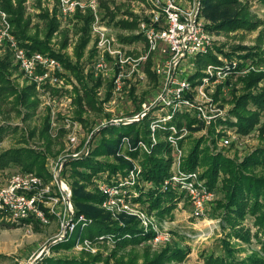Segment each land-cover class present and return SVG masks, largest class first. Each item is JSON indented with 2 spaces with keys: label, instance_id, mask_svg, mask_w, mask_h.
Instances as JSON below:
<instances>
[{
  "label": "rangeland",
  "instance_id": "obj_1",
  "mask_svg": "<svg viewBox=\"0 0 264 264\" xmlns=\"http://www.w3.org/2000/svg\"><path fill=\"white\" fill-rule=\"evenodd\" d=\"M243 1L247 5L249 13L254 16L255 19L261 21L262 23V25L254 31L236 29L230 32H215L211 29H208V26L212 25V21L206 18L203 10L204 4L201 0V5L203 8L202 16L207 25L206 32L210 39V45L206 53L196 58L194 68L196 67L198 70L196 73L192 74V84L193 86L200 85L201 80L204 76L201 71L203 69H206L207 66H217L214 64H206L205 62L203 63V61H201L203 60L204 55L208 53L216 57V59L220 62V66L224 67L223 64L229 66L231 74H229L222 83L216 86H209L208 84H205L204 91L206 93V96L212 100L211 103L213 108L218 110H213V112L216 113V116L214 117V119L210 120L209 123H207L201 115H208V113L211 112L210 106L209 108L207 107V109H205V106L203 105L202 113L196 110L193 111L192 109H182V111L177 113L180 121L178 137L182 135L177 139L178 148L181 151V160L196 141H199L200 143L199 149L201 151L207 150L210 156L220 154L224 158L233 160L237 163H240L255 149L264 147V133H261L258 129L260 125L264 126V112L261 115L259 124L249 134L240 133L237 128L234 127V125L232 126L230 125L231 123H228H235L237 120L234 115H229V112L234 108V102L231 99V89L233 88L235 91V95L238 96L242 91V83L240 79L246 77L251 72L264 73V61H259L257 57L244 58L248 51L237 49V47L252 48L254 45L260 43L261 49L262 51H264V3L263 0ZM103 2H106L107 7H109L111 11L117 14L115 20L124 19L132 21L133 19H135V17L137 20L136 13L141 12V9H143L141 5H146L145 0H99V5L101 8L100 16L102 17L103 23L106 27H108V29L111 30V34L116 37V39L119 40V35H137L136 29L134 31H127L115 27V25H113V22L109 21V18L106 16L107 14L105 8L101 6V3ZM13 3H15V0H13ZM50 4L51 3L48 0H30L29 3H24L25 13L26 15L31 17V27L29 33L31 35H36L39 39H42L44 37L45 22L40 19V17H38V14L44 10L48 11L49 15L52 16V13L48 10L47 7V5ZM125 17H128V19H125ZM77 22L78 21H72L70 26H67V24H61L59 22V30L68 31V45L60 52L62 54H66L72 61H75V57L73 55V47L76 44L78 35L75 34L74 25ZM62 39L63 35L59 32H56L49 44L50 47H52L54 51H58ZM20 42L23 45V42ZM24 43L26 44L27 42ZM89 44L90 41L87 46ZM123 44L132 49L128 52L133 59H137L140 54L144 52L143 40L135 41L131 44ZM2 45H4V43ZM4 52L5 48L0 47V57L4 54ZM225 53L229 54V56L224 55ZM259 57L261 58V56ZM87 58L88 48L86 47L79 62H85ZM147 63L145 64L147 65ZM13 65L15 64L13 63ZM148 69L152 73L149 66ZM242 71H245V73H240ZM144 72L146 74L147 80L143 84H140L139 81L141 79L138 80L139 77L137 76L139 75L137 74L132 75L131 79L129 80L127 79V77L125 78V84L119 93H112L111 89V98H109L110 100L108 99L107 101H105V96L106 92L110 90V83L108 82V79L106 81H103L102 84L96 89L95 93L97 100L96 106H100L101 110L99 112H94L86 105H83L84 112L82 113V119L86 121L85 124L75 120L76 105L74 104V96L76 93L74 89H78L80 91L81 87L80 83L77 81L73 73H70V75L76 79L77 84H71V86L73 87L71 88L72 90L65 88L67 90L63 89V91L61 92L54 91L53 93L54 95L57 94L62 96L60 99V105L56 99L54 107L50 106L51 110L52 108L55 109L54 117L56 118L57 126L54 130H52L53 127L51 126V124H49V119L51 118L50 107L49 105H44L43 101L38 97L37 92L36 96L38 99V106L33 112H31V116L26 121H24L22 117L23 115H28L27 110L24 107L17 106L16 109L21 111L20 115L17 116L15 113V111L17 110H15L14 106L12 105V98H10L7 103H5L0 108V153L8 149L18 147H26L34 150H41L42 152H47L45 150V142L43 140L37 139L36 137L29 138L28 132L33 129L40 130L42 118L48 116V133L51 140L54 141V144L51 147V153L47 152L48 154L46 155L45 167H47L48 159L67 154V152H65L67 147H69L67 134L73 131L72 127L69 126L66 129L63 125L68 118H70L72 121V124L70 125H76L77 127V143L81 144L82 141H84L88 136L91 135L90 140L92 141V143L91 149L88 154L89 156L93 149L99 145L100 139L103 137V135L100 134L99 131H97L98 126L102 122H106L111 117H132L133 115H136L141 111V105L143 103L149 104L150 101H152V95L158 87V80H156L157 77L154 73L153 74L155 76V80H151L150 76L146 72V66ZM196 74L198 75L194 77ZM81 76L84 82L89 79V77H86L83 74L82 67ZM11 79L13 81L12 83L15 84L17 88H22L26 85H29L27 79L24 78L22 73H20L18 70L13 71ZM226 81H228L227 85L225 84ZM218 86L221 88L219 91H217ZM263 86L264 80L259 82L257 87L252 91L256 92ZM100 88L102 90H100ZM194 92L189 95L191 96V98L195 97L196 93ZM70 101L73 106L71 110H69ZM67 105L68 107L65 108ZM220 112L222 113L220 114ZM197 115H200L201 117H198ZM184 116H187V118ZM128 125L111 126L113 127L114 137L118 133L128 131V127H126ZM105 137L107 136L105 135ZM228 138L229 143L223 144V140ZM179 140L182 141V147L179 145ZM79 144H77L76 146L80 147ZM170 149L173 162L174 152L172 148ZM120 150L121 152L125 153V149L123 148V146ZM115 156L127 161L122 154L118 156L115 154ZM115 156H101L97 159L110 163H116L117 160ZM132 158L135 161V164L140 168V158ZM82 159L74 160L76 161ZM127 162L132 164V168L134 167V164L132 162ZM77 169L79 172L85 171V169L81 167H78ZM18 171L20 170L15 166L6 167L3 170L0 169V188L6 184L9 176L12 173ZM64 171V178L69 183V186L72 190L70 165H66ZM196 171L202 173L203 168L199 167ZM253 173L255 175H264V168L258 167L254 169ZM124 174L117 171L114 175L116 178H118V176ZM113 177L114 176H110L108 171H102L95 178L93 177L92 179H90L89 183L87 184L86 190L88 192L98 191L96 187L97 182L105 180L108 181L110 179H114ZM45 178L48 179L49 175L47 174ZM201 180L204 181L205 184V179ZM139 184L141 185L140 187H143L144 191H147L150 187H152L151 184L142 182L141 180H139ZM220 186L221 179L218 180L216 186L212 189H209L205 184L207 190L213 193V198H211V203H209L207 209L204 211V216L198 219L191 216L192 206L188 201V198L185 197L184 193H181L182 197L176 209L170 215H167L164 218H158L153 213L149 214L146 211L145 205H142V203L135 201L138 207L141 208L142 214L148 215L147 217L150 219V222H152L153 225L152 226L151 224H149V227L145 228V226H143L141 221L137 218L140 222L139 226L142 228L144 233L153 232V236L150 240L144 241L139 246H127L122 250L116 249L115 241L111 236L107 235L102 239H86L90 241V246L95 249V253H90L86 250H81L80 247L76 248L74 246L69 249H59L57 251H53L49 247L51 245H54L50 242L53 240V236L57 234L59 230L57 218H52L51 224L46 227H41L38 224H33L32 226L30 224L14 226L8 223L6 224L0 220V254L2 255L0 257V264H43V260L48 257L70 260L72 258L85 256V254H100L104 259L109 258V256L113 252L116 253V257H123L124 260H127L129 257H137L138 263H141V256L145 252V250L149 251L150 253H158L164 247H172L174 249L179 248L184 252V255L182 256V259L180 261L172 260L166 264H206L207 257L217 258L225 255V252L223 250L224 241L229 242L230 247L234 251L233 257L238 261H245L248 257L253 255L264 259V249L261 248L260 244L256 242L253 236L251 241L248 243L242 242L241 240L236 238L227 237V233H229V230L227 228L224 229L223 225L221 224V210L219 209L217 204V201H220L223 196V193L220 190ZM138 197L139 196H137V198ZM121 215L126 214L119 213L118 218H113L110 214L113 221H120L119 218ZM242 225L243 227L250 230L251 235L256 230V228L253 226V218L250 217L249 214L245 216ZM155 237H159V240L155 241ZM45 247L46 249L43 251V253H41ZM113 261L114 259L111 258L110 264H112Z\"/></svg>",
  "mask_w": 264,
  "mask_h": 264
},
{
  "label": "trees",
  "instance_id": "obj_2",
  "mask_svg": "<svg viewBox=\"0 0 264 264\" xmlns=\"http://www.w3.org/2000/svg\"><path fill=\"white\" fill-rule=\"evenodd\" d=\"M202 2L206 18L212 21V25L208 26V29L212 31L230 32L236 29L254 31L262 25L261 21L255 19L249 13L247 5L243 0H202ZM24 3L25 0H15V3H13V0H0V10L7 14L12 26V33L19 41L23 42V45L28 44V47L32 51L42 54L47 53L51 57L60 60L63 66L73 73L81 87L80 91L74 89L76 93L74 96V104L76 105L75 120L85 124L86 121L82 119V113L84 112L83 105H86L94 112L101 110L100 106H96L95 93L96 89L102 84V80L100 78L93 79L89 76V79L84 82L79 62L84 49L90 41L89 31L92 16L88 13L84 15L76 14L78 22L74 25V29L75 34L78 36L76 44L73 47L75 61H72L66 54L60 52L68 45V31L59 30L60 24L56 19L55 13L53 12L52 16H50L48 11L43 10L38 14V17L45 22L44 37L39 39L36 35L29 33L31 17L25 13ZM101 6L105 8L106 16L109 18V21L113 22L115 27L127 31H134L136 29V17L132 21L124 19L115 20L117 14L107 7V3L103 2ZM56 32L63 35L58 51H54L49 45ZM119 40L123 43L131 44L142 40V35H119ZM24 42L27 43L25 44ZM237 49L248 51L244 58L257 57L259 61H264V51H262L260 43L254 45L252 48L237 47ZM224 55L229 56L227 53ZM201 61L206 64H220L216 57L210 53L204 55ZM149 65L150 62L148 61L146 72L151 80L154 81L155 76L149 71ZM16 70L18 69L17 66L13 65L11 52L5 49L4 54L0 57V108L12 98L11 103L15 110H17L15 111L17 116L21 113V111L16 109L17 106L24 107L27 110L28 115H23L22 117L26 121L31 116V112L38 106L37 93L33 84L17 88L12 83L11 77L13 71ZM240 80L242 83L241 94L237 96L234 89H231V99L234 102V108L229 112V115H234L237 120L235 123H228H231L230 125L232 126L234 125L240 133L249 134L259 124L261 115L264 112V86L256 92L252 91L257 87L259 82L264 80V73L251 72ZM225 84L227 85L228 81ZM109 89L106 92L105 101L111 96V84H109ZM220 89L218 86L217 91ZM184 117L187 118V116ZM47 120L48 116L43 117L40 130L33 129L29 131L28 137H36L39 140H43L45 142V150L51 153L54 141L51 140L48 133L49 125ZM171 124L179 129V117H175L166 126H170ZM126 127H128V131L118 133L115 137L113 135V127L102 128L99 130V133L103 137L100 139L99 145L93 149L88 157L76 161L69 159L66 162V165H70L71 167L72 201L75 214L76 216H83L87 224L84 227L78 226L69 240L51 245L49 247L51 250L69 249L77 239L94 240L101 237L105 238L107 235L111 236L115 241L116 249L122 250L127 246H139L144 241L150 240L153 236V232H143L139 226V220L135 217L121 215L120 221H113L110 214L101 207L104 199L102 194L98 191L88 192L86 190L90 179L95 178L102 171H108L110 176H114L117 171L124 174L126 171L132 169L131 163L120 157H116L115 154L121 145L122 137H129L133 146H136L140 139L148 143V123L147 121L140 124L132 123ZM258 129L261 133H264L263 125H260ZM168 135L169 129L167 127L159 129L155 133L157 142L151 148L150 153L140 152L139 150L129 153L134 158H140L141 172L138 181L141 180L152 185L147 191H144L143 187H140V184L135 185L133 188L138 191L139 197H136L134 201L145 205L146 211L149 214H155L158 218L170 215L176 209L182 197L173 188L161 191L163 181L170 176L172 163L171 149L169 143L166 141ZM199 144V141H196L182 158L180 163L181 170L184 172H195L197 168L202 167L203 171L199 176L201 179H205V184L209 189L214 188L218 180L221 179L220 190L223 196L220 201H217V204L221 210V224L224 229L227 228L229 230L227 237L236 238L248 243L253 236L261 248L264 249V175H255L253 173L254 169L258 167L264 168V147L255 149L240 163H237L224 158L220 154L210 156L207 150L201 151L199 149ZM179 145L182 147V141L180 140ZM47 152L26 147L5 150L0 153V169L3 170L6 167L15 166L21 172H34L45 178L47 176V169L45 167ZM101 156H115L117 162L110 163L97 159ZM78 167L84 168L85 171L79 172ZM247 214L253 218V226L256 228L252 235L250 234V230L242 225ZM223 250L225 252L224 256L217 258L207 257L206 264H264V259L255 255L248 257L245 261H238L233 257L234 251L228 241H224ZM183 255L184 252L179 248L164 247L158 253H150L145 250L141 256V263H138L137 257H129L127 260H124L123 257H116V253L113 252L109 258L104 259L100 254H85V256L70 260L48 257L43 260V264H110L111 258L114 259L112 264H166L172 260L180 261Z\"/></svg>",
  "mask_w": 264,
  "mask_h": 264
},
{
  "label": "built area",
  "instance_id": "obj_3",
  "mask_svg": "<svg viewBox=\"0 0 264 264\" xmlns=\"http://www.w3.org/2000/svg\"><path fill=\"white\" fill-rule=\"evenodd\" d=\"M48 1L51 3L47 5L48 10L55 11L56 18L61 24L70 26L72 21H77V13L81 15L88 13L92 16L89 31L90 44L87 46L88 58L82 64L83 74L86 77L100 78L102 82L108 79L112 93H119L127 77L129 80L132 75H139L137 77H139L138 80L141 79L140 84L147 80L144 70L145 63L149 61L150 70L158 80V87L152 95V101L149 104L143 103L138 114L129 118L111 117L98 126L97 131L105 127L140 124L147 121L149 130L148 143L140 139L136 146H133L129 137H122L116 155L122 154L127 161L134 164V167L118 178L114 175V179L97 182L96 187L104 198L101 207L113 218H118V214L121 213L138 218L145 228H148L149 224L152 225L148 215H143L141 208L134 201L138 192L133 187L139 185L141 169L129 153L135 150L150 153L157 142L156 131L167 127L169 135L166 141L174 154L170 176L163 181L161 191L173 188L179 194L184 193L192 206L191 216L196 219L203 217L204 211L212 201L213 193L207 190L204 181L199 178L198 171L181 170V151L178 148L177 139L182 135L178 137L179 131L173 124L166 126L182 109H192L202 113L203 105L205 109L211 107L208 115H201L209 123L216 116L213 110H218L213 108L212 100L206 96L205 84L216 86L231 74L229 66L225 64H223L224 67L209 65L201 71L204 76L200 85L192 84V74L198 70L194 68L196 58L206 53L210 45L206 32L207 25L202 16L201 0H145L146 5H141L143 9L136 13V33L142 35L144 42V52L137 59H133L128 52L132 49L116 39L103 23L99 0ZM29 2L30 0L25 1V3ZM0 47L11 52L13 63L29 84L35 86L38 97L44 105L54 107L56 99L60 105L62 96L54 95V91L67 90L65 88L72 90L71 84H77L76 79L70 75L72 72L67 70L60 60L48 54L32 51L27 45H22L12 33L8 16L1 10ZM240 73L244 74L245 71ZM193 92L196 94L194 98H191L189 95ZM72 107L70 101L69 110ZM54 110L50 107L49 124L53 127L52 130L57 126ZM70 124H72L70 118L63 124L66 129L69 126L73 128V131L67 134L69 144L65 150L67 154L48 159L46 167L48 179L34 172L18 171L12 173L6 184L0 188L1 221L14 226L38 224L46 227L51 224L52 218L58 219L59 230L53 236L51 244L69 240L78 226L84 227L87 224L83 216L75 214L72 190L64 178V170L69 159H82L88 156L92 143L91 135L81 144L77 143V127ZM228 143L229 138L223 140V144ZM77 144L80 147L76 146ZM122 146L125 153L120 150ZM154 240L158 241L159 237H155ZM73 246L95 253V249L90 246V241L86 239H77Z\"/></svg>",
  "mask_w": 264,
  "mask_h": 264
},
{
  "label": "crops",
  "instance_id": "obj_4",
  "mask_svg": "<svg viewBox=\"0 0 264 264\" xmlns=\"http://www.w3.org/2000/svg\"><path fill=\"white\" fill-rule=\"evenodd\" d=\"M53 12L55 13L54 10H53L51 13L53 14ZM55 16H56V15H55ZM57 20H58V19H57ZM58 22H59V21H58ZM86 47H87V46H86ZM83 62H84V61H81V62H80L81 67H82Z\"/></svg>",
  "mask_w": 264,
  "mask_h": 264
},
{
  "label": "water",
  "instance_id": "obj_5",
  "mask_svg": "<svg viewBox=\"0 0 264 264\" xmlns=\"http://www.w3.org/2000/svg\"><path fill=\"white\" fill-rule=\"evenodd\" d=\"M46 249V247L42 250V252L41 253H43V251Z\"/></svg>",
  "mask_w": 264,
  "mask_h": 264
}]
</instances>
